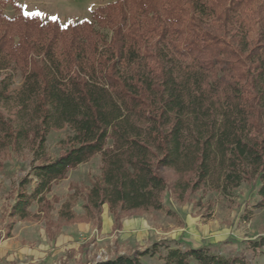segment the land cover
<instances>
[{"label": "trees", "instance_id": "16d2710c", "mask_svg": "<svg viewBox=\"0 0 264 264\" xmlns=\"http://www.w3.org/2000/svg\"><path fill=\"white\" fill-rule=\"evenodd\" d=\"M15 69L23 82L13 92ZM62 128L72 134L50 158L47 134ZM25 147L30 170L5 237L33 203L47 218L59 201L46 197L52 185L96 155L100 174L88 187L70 185L58 222L46 220L49 238L63 224L99 229L104 205L115 226L125 215H170L165 193L181 203L197 191L229 197L258 182L252 208L263 207L264 0H114L64 24L0 0V158ZM78 198L82 214L72 210ZM250 243L262 248L264 237ZM158 246L90 264H142ZM164 248L160 264H249L206 246Z\"/></svg>", "mask_w": 264, "mask_h": 264}, {"label": "rangeland", "instance_id": "374dc122", "mask_svg": "<svg viewBox=\"0 0 264 264\" xmlns=\"http://www.w3.org/2000/svg\"><path fill=\"white\" fill-rule=\"evenodd\" d=\"M112 1L114 0H14L25 13L41 18L57 17L62 24L68 20L90 18L94 8ZM3 12L8 17L15 14L11 4H8ZM11 72V90L15 92L23 82V74L19 69ZM2 110L4 113L8 111L5 106ZM71 134L67 128L51 129L45 141L47 156L56 157L64 147L62 142ZM110 143L109 140L108 144ZM31 159V152L26 147L19 152L8 148L0 158V242L18 241L21 245L18 248L20 251L8 247L9 251L3 254L0 250V264H90L120 254L130 255L143 251L155 243L159 245V253L141 256L142 264H160V255L165 253V246L182 250L206 246L215 254L225 257L243 255L249 264H264V247L254 249L250 243L264 237V206L252 208L259 200L258 182L242 183L229 197L217 191H197L189 200L181 203L175 201L169 193H165L163 204L172 211L170 215L158 210L125 215L120 219L119 226H115L112 215L104 205L101 227L98 229L91 222H77L89 223V230L83 232L74 228L75 236L72 237L70 245L63 244L66 247L58 252L55 251L58 248L53 247L55 254L47 263L46 259H43L45 255L41 254L44 253V247L41 245L54 240L61 232L67 235L76 223L63 224L54 238H49L46 220L58 222L61 205L72 192L70 185L88 187L100 174L101 158L99 155L94 156L69 170L64 179L52 185L46 197L50 201L57 197L59 201L52 202L47 218L42 213L36 215L38 209L33 203L29 208L30 218L16 221L9 236L5 237L7 215L14 203L19 180L30 170ZM31 180L28 190L33 186L34 179ZM72 210L82 214L80 198L74 202ZM107 214L112 220L109 224L105 223ZM69 234L72 236L71 232ZM64 242H67V239Z\"/></svg>", "mask_w": 264, "mask_h": 264}, {"label": "crops", "instance_id": "0c3cea01", "mask_svg": "<svg viewBox=\"0 0 264 264\" xmlns=\"http://www.w3.org/2000/svg\"><path fill=\"white\" fill-rule=\"evenodd\" d=\"M107 213H108V211H107ZM110 221H112L111 220V217L109 218V216L107 214L106 217H105V223H108L109 224ZM89 227H90V224L89 223H76L75 226H73V227H71L69 229V233L71 232L72 236H70L69 233L67 235H64L61 232L59 235H57V237L54 240L47 241V242L45 241L46 243L43 242L45 244L44 245H41V246L44 247V253H41V254L42 255H45V257L43 256V259H46L45 262H47V263L50 262L51 261V256L55 254V252L52 251L54 249L53 247H55L56 249L58 248L57 250H55L56 252H58L63 247H66V245L67 246L70 245V241H72V237L75 236L74 228H75V230L76 229L77 230L79 229V230H81L83 232L84 231L87 232L89 230ZM42 238H43V240H45L44 239V235L42 236ZM65 238L67 239V242H69V243L64 242L66 240ZM63 244H66V245L63 246ZM8 247H10V248L14 247L15 250L20 251V249H18V248H20L21 245H20V242L18 243V241H16V242H14V241H10V242H7V241L4 242V241H2V242H0V250L2 251L3 254H6L7 251H9Z\"/></svg>", "mask_w": 264, "mask_h": 264}, {"label": "snow or ice", "instance_id": "6c2138e0", "mask_svg": "<svg viewBox=\"0 0 264 264\" xmlns=\"http://www.w3.org/2000/svg\"><path fill=\"white\" fill-rule=\"evenodd\" d=\"M29 15H31V13H29ZM53 19H56V17H53Z\"/></svg>", "mask_w": 264, "mask_h": 264}]
</instances>
